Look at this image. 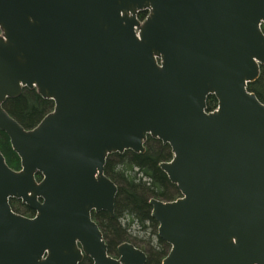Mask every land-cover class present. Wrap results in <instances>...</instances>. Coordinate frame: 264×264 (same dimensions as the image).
<instances>
[{
    "label": "water",
    "instance_id": "water-1",
    "mask_svg": "<svg viewBox=\"0 0 264 264\" xmlns=\"http://www.w3.org/2000/svg\"><path fill=\"white\" fill-rule=\"evenodd\" d=\"M0 31V131L21 164L0 152V264H147L129 243L112 257L93 214L114 217L108 158L148 138L170 146L181 194L150 200L162 264H264V104L248 91L264 0H0ZM25 89L54 102L31 130L4 108Z\"/></svg>",
    "mask_w": 264,
    "mask_h": 264
},
{
    "label": "trees",
    "instance_id": "trees-1",
    "mask_svg": "<svg viewBox=\"0 0 264 264\" xmlns=\"http://www.w3.org/2000/svg\"><path fill=\"white\" fill-rule=\"evenodd\" d=\"M144 18V13L139 15V19ZM248 91L264 104V66ZM217 105L214 96L208 98V111H214ZM4 108L24 129L31 130L53 111L54 102L42 98L35 89H25L19 97L8 100ZM144 146V153L126 151L108 158L105 175L118 188L115 213L112 218L106 212H100L93 214V219L108 243L112 257H118V246L129 243L147 255V264H162L170 246L158 236V223L151 217L150 200L171 202L180 198L181 194L160 168L161 163L172 159L170 146L152 138H148ZM0 152L10 168L20 170V158L13 151L9 137L2 131ZM37 179L40 180L41 176L38 175ZM10 205L15 213L32 217L26 206H20L14 200ZM81 264L93 263L85 258Z\"/></svg>",
    "mask_w": 264,
    "mask_h": 264
},
{
    "label": "flooded vegetation",
    "instance_id": "flooded-vegetation-1",
    "mask_svg": "<svg viewBox=\"0 0 264 264\" xmlns=\"http://www.w3.org/2000/svg\"><path fill=\"white\" fill-rule=\"evenodd\" d=\"M14 202H16L18 205H20V206H25V205H23L21 202H19V201H14ZM27 207V206H26ZM28 208V207H27ZM28 210L31 212V216L32 217H34L35 215H36V213H35V211H33V210H31L30 208H28Z\"/></svg>",
    "mask_w": 264,
    "mask_h": 264
}]
</instances>
